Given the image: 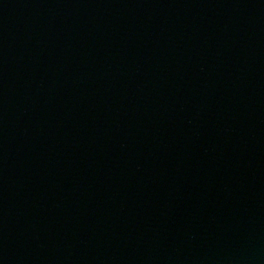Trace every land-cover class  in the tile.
Listing matches in <instances>:
<instances>
[{
  "label": "water",
  "instance_id": "water-1",
  "mask_svg": "<svg viewBox=\"0 0 264 264\" xmlns=\"http://www.w3.org/2000/svg\"><path fill=\"white\" fill-rule=\"evenodd\" d=\"M0 264H264V0H0Z\"/></svg>",
  "mask_w": 264,
  "mask_h": 264
}]
</instances>
